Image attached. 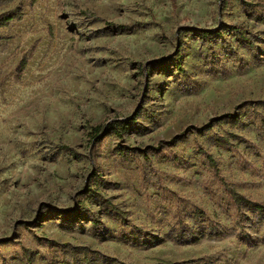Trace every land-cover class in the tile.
Here are the masks:
<instances>
[{
	"label": "rangeland",
	"instance_id": "374dc122",
	"mask_svg": "<svg viewBox=\"0 0 264 264\" xmlns=\"http://www.w3.org/2000/svg\"><path fill=\"white\" fill-rule=\"evenodd\" d=\"M13 13L0 264H264V214L231 195L264 205V0H0Z\"/></svg>",
	"mask_w": 264,
	"mask_h": 264
},
{
	"label": "trees",
	"instance_id": "16d2710c",
	"mask_svg": "<svg viewBox=\"0 0 264 264\" xmlns=\"http://www.w3.org/2000/svg\"><path fill=\"white\" fill-rule=\"evenodd\" d=\"M17 17V14L13 13V14H7L4 15L0 18V28L8 25L11 21H13L15 18ZM193 32H196L195 30H192ZM200 34L203 36V38L212 41L213 40V36H218L219 32H214V31H201ZM25 67V62L22 63V68ZM177 68L179 70H182L181 67V62H178L177 64ZM224 117H228L230 118L231 115L227 114ZM133 119H128L126 121H120V120H112L110 122H108L107 124L104 125H97L95 127H93L91 129V131L88 133L90 136L91 141L94 140H100V138L102 136L108 135L110 133H115L117 135V137L119 139H123V135L124 133L132 126V121ZM219 120V119H218ZM213 127V121H210L209 123L205 124L204 126L200 127L197 129L198 132H202L205 130H209ZM174 141V140H173ZM172 141V142H173ZM66 150L70 151V153L73 156H77L76 153L74 151H72L69 147H64ZM212 160V158H210ZM96 182L94 179H90L89 181V187L91 188L92 186H95ZM231 195L233 197V199L235 200L236 203L240 204L242 202L247 203L249 206L252 207V209L257 212L258 214H264V205L263 204H259V203H254V202H250L246 199H244L243 197H241L238 193H236L235 191L231 192ZM79 213L78 210H75L73 212V214L75 216H77ZM167 264H177V263H167Z\"/></svg>",
	"mask_w": 264,
	"mask_h": 264
}]
</instances>
